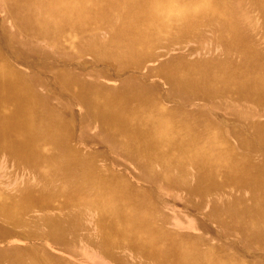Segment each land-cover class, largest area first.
Returning <instances> with one entry per match:
<instances>
[{
    "label": "bare ground",
    "instance_id": "obj_1",
    "mask_svg": "<svg viewBox=\"0 0 264 264\" xmlns=\"http://www.w3.org/2000/svg\"><path fill=\"white\" fill-rule=\"evenodd\" d=\"M95 262L264 264V0H0V264Z\"/></svg>",
    "mask_w": 264,
    "mask_h": 264
},
{
    "label": "rangeland",
    "instance_id": "obj_2",
    "mask_svg": "<svg viewBox=\"0 0 264 264\" xmlns=\"http://www.w3.org/2000/svg\"><path fill=\"white\" fill-rule=\"evenodd\" d=\"M242 0H240V2H241ZM253 15H256V13H251V16H253ZM257 16V15H256ZM243 25V24H242ZM245 25H247V23H245ZM248 29H250V28H248ZM248 29H247V27H241L240 28V32H241V34L242 35H245V34H247L246 32L248 31ZM253 32H254V34L255 33H257V29L255 28V29H253L252 30ZM203 48H204V50H208L209 52H212L213 53V49H212V51L210 50V45H209V43L208 42H204V44H203ZM217 51V49H214V52H216ZM217 53V52H216ZM18 176V173H16L15 175H13V178L15 179L16 177ZM174 202H176V201H174ZM176 203H178V202H176ZM175 208H181L179 205H176V207ZM192 215L191 216H197V215H200V214H198V213H191ZM191 218V217H190ZM189 224H193L192 223V219H190V220H188L187 221ZM182 226V225H181ZM175 229H177V231H179L178 229H181L182 227H174ZM187 231H189V233H200V230L199 229H197L195 226H193V227H191V228H189V230L187 229ZM12 243H16V244H19V245H21L22 243H19V241H13ZM241 247H242V245H239V249H241ZM80 257V256H79ZM78 257V258H79ZM80 263V262H79ZM96 263V262H95ZM94 263V264H95ZM83 264H86V263H83ZM96 264H103V263H100V262H97Z\"/></svg>",
    "mask_w": 264,
    "mask_h": 264
}]
</instances>
